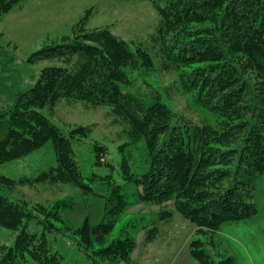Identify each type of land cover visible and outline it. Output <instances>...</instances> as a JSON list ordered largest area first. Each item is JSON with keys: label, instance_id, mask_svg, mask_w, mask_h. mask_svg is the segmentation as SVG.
<instances>
[{"label": "trees", "instance_id": "1", "mask_svg": "<svg viewBox=\"0 0 264 264\" xmlns=\"http://www.w3.org/2000/svg\"><path fill=\"white\" fill-rule=\"evenodd\" d=\"M17 1L0 0V14ZM147 1L157 8L159 49L175 67L181 89L214 118L194 121L175 112L144 76L153 66L145 47L107 27L82 30L28 55L26 63L45 59L49 64L40 71L24 70L28 73L23 78L15 68L20 90L0 89L9 104L0 109V164L49 142L55 167L32 181L50 177L88 191L91 186L75 160L72 141L86 138L89 127H72L65 134L42 110H52L62 98L108 106L129 138L119 148L144 142L142 169H132L131 150L120 163L123 179L138 188L137 200L158 205L173 201V208L204 235L189 242L192 264H234L226 247L218 250L213 234L225 222L257 213L255 183L264 174V0ZM139 80L143 82L135 84ZM93 150L100 165L97 158L106 148L94 143ZM103 178L112 185L104 219L76 229L84 247L103 243L115 216L128 204L123 185ZM15 183L0 173V185ZM25 205L0 193V228L15 233L10 243L0 245V264H62L47 235L48 229L57 228L46 223L41 233L29 231V220L37 216ZM59 206L37 211L62 220ZM134 247L135 239L124 227L95 252L127 262Z\"/></svg>", "mask_w": 264, "mask_h": 264}, {"label": "rangeland", "instance_id": "2", "mask_svg": "<svg viewBox=\"0 0 264 264\" xmlns=\"http://www.w3.org/2000/svg\"><path fill=\"white\" fill-rule=\"evenodd\" d=\"M162 4L159 2V5ZM156 10L147 0H18L0 14V89L5 92L6 86L17 92L22 88L19 84L15 86L18 73L23 78L28 73L24 70L40 71L43 65L49 64V60L45 59L30 64L25 62L28 55L45 44L69 38L82 30L107 27L121 38L145 47L152 57L153 66L147 68L144 76L157 87L180 117L194 121L214 118L192 102L180 87L175 67L164 59L159 49L161 43L157 39L159 16ZM139 82L143 81H136L135 84ZM8 105L5 95L0 94V109ZM42 111L65 134L72 127H89L86 138L74 139L72 143L75 160L91 189L83 192L72 182L52 181L50 177L32 181L55 167V155L49 142L25 156L0 164V173L15 178L17 182L9 186L0 185V193L25 203L37 216V219L29 220V231L41 233L46 223L57 228L48 229L47 235L51 249L61 255L62 264H192L194 260L190 256L189 242L203 239L204 235L198 234L197 228L173 208V201L160 205L138 201V188L122 177L121 159L130 150L132 169L139 171L145 165L143 140L121 150L119 145L129 138L122 132L123 125L105 105L93 106L62 98L52 110L44 108ZM94 143L106 148V153L97 158L102 162L100 165L95 163ZM106 175L115 184L123 185L122 192L128 204L115 216L114 226L103 236V243L84 247L79 243L76 229L84 222L94 225L104 219L107 210L105 200L109 196L106 194L112 187L103 178ZM23 177L31 181L18 182ZM58 202L61 204L59 212L62 220L37 211V208L56 210ZM165 212H170V216L161 218ZM124 227L129 228L135 239L129 261L107 258V255L95 252L98 247L120 236ZM14 235L1 227L0 245L10 243ZM224 237L215 236V232L213 234L215 245L223 252L225 245L220 240Z\"/></svg>", "mask_w": 264, "mask_h": 264}, {"label": "crops", "instance_id": "3", "mask_svg": "<svg viewBox=\"0 0 264 264\" xmlns=\"http://www.w3.org/2000/svg\"><path fill=\"white\" fill-rule=\"evenodd\" d=\"M257 213L253 217L228 221L215 236L234 258V264H264V174L257 177L254 190Z\"/></svg>", "mask_w": 264, "mask_h": 264}]
</instances>
